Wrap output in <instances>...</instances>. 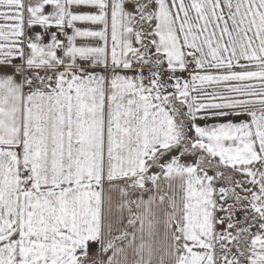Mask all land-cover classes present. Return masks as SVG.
Returning a JSON list of instances; mask_svg holds the SVG:
<instances>
[{"label":"snow or ice","instance_id":"obj_1","mask_svg":"<svg viewBox=\"0 0 264 264\" xmlns=\"http://www.w3.org/2000/svg\"><path fill=\"white\" fill-rule=\"evenodd\" d=\"M0 264H264V0H0Z\"/></svg>","mask_w":264,"mask_h":264},{"label":"crops","instance_id":"obj_2","mask_svg":"<svg viewBox=\"0 0 264 264\" xmlns=\"http://www.w3.org/2000/svg\"><path fill=\"white\" fill-rule=\"evenodd\" d=\"M50 10V9H49ZM35 32H39V31H41L38 27H36L35 28V30H34ZM221 122H225L224 120H212V121H209V123L211 124V123H221ZM235 122H239V121H235ZM201 124L203 123L202 121L200 122ZM147 187H151V185L149 184V185H147ZM150 193H147V192H145V193H143V194H141V192L140 191H137L136 193H134V194H132V199H137V198H140L141 197V195H142V198L143 199H147L148 198V195H149ZM111 197H112V200H113V203L114 204H117V203H119V201H120V194H119V192L118 191H116V190H113L112 192H111ZM124 224L126 225L127 224V213L125 212V214H124Z\"/></svg>","mask_w":264,"mask_h":264}]
</instances>
